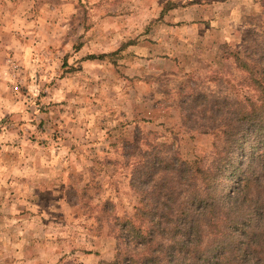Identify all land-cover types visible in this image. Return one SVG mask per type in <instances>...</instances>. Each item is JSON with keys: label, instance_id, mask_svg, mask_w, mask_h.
<instances>
[{"label": "rangeland", "instance_id": "obj_1", "mask_svg": "<svg viewBox=\"0 0 264 264\" xmlns=\"http://www.w3.org/2000/svg\"><path fill=\"white\" fill-rule=\"evenodd\" d=\"M259 75L264 0H0V264L136 255L130 224L173 243Z\"/></svg>", "mask_w": 264, "mask_h": 264}, {"label": "trees", "instance_id": "obj_2", "mask_svg": "<svg viewBox=\"0 0 264 264\" xmlns=\"http://www.w3.org/2000/svg\"><path fill=\"white\" fill-rule=\"evenodd\" d=\"M245 68L251 70L248 65ZM259 78L264 80L263 75ZM256 89L261 104L252 112L244 111L238 118L241 129L224 136L227 146L218 151L214 167L196 166L191 171L190 176L197 174L202 185L194 188L175 218V236H170L174 242L156 245L160 249L158 256L157 248H152L155 238L152 230L148 232L149 237L140 225L130 224L127 234L143 249L136 255L131 249L117 251L112 261L99 264H264V83L256 81ZM244 141H250L249 161L241 160L237 165L233 158L235 148ZM227 182L234 189L224 202L226 186L223 184ZM210 233L213 246L210 243L207 249L197 251L202 237ZM186 241L189 243L185 244ZM224 249L226 253L214 254Z\"/></svg>", "mask_w": 264, "mask_h": 264}]
</instances>
